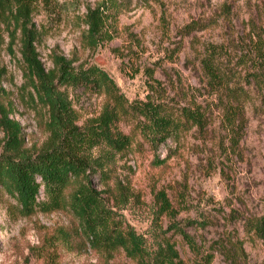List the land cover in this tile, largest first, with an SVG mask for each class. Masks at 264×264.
I'll list each match as a JSON object with an SVG mask.
<instances>
[{"label":"rangeland","instance_id":"obj_1","mask_svg":"<svg viewBox=\"0 0 264 264\" xmlns=\"http://www.w3.org/2000/svg\"><path fill=\"white\" fill-rule=\"evenodd\" d=\"M103 3L112 38L92 46L84 21ZM31 24L46 73L59 57L76 69L97 66L129 102L151 99L203 118L156 148L134 134L130 117L117 123L116 130L134 136L132 150L106 162V181L93 177L117 221L144 236L150 250L169 240L176 264H264V241L251 228L264 213V94L249 74L264 62V0H41ZM23 48L21 29L4 26L0 104L14 126L0 123V156H37L56 145ZM211 52L231 74L230 88L245 97L229 99L210 84L202 65ZM58 90L79 126L109 101L83 87ZM15 133L20 140L10 142ZM159 192L174 219L160 212ZM0 264L139 263L122 250L106 255L91 248L70 210L24 215L0 187Z\"/></svg>","mask_w":264,"mask_h":264},{"label":"trees","instance_id":"obj_2","mask_svg":"<svg viewBox=\"0 0 264 264\" xmlns=\"http://www.w3.org/2000/svg\"><path fill=\"white\" fill-rule=\"evenodd\" d=\"M40 1L0 0V39L4 26H14V32L21 29L26 74L33 81L40 102L48 107L56 145L37 156L16 158L8 154L1 155L0 187L16 200L24 215L36 211L50 213L70 210L77 220V230L91 248L102 254L122 250L139 264H176L179 254L169 240L159 242L155 249L150 250L144 236L125 229L117 221L115 212L107 206L93 177L98 174L101 182L106 181V162L119 153L132 150L134 136L116 130L117 123L124 117L135 121L137 129L134 134L138 132L153 148L179 135L189 126L202 125L203 118L189 109L178 110L151 99L129 102L120 94L108 74L97 66L76 69L66 59L59 57L54 62L55 70L46 73L35 48L37 30L29 28ZM108 10L109 6L103 3L94 10L90 9L86 15L84 23L87 29L84 35L92 46L112 38L107 26ZM202 66L210 84L226 89L229 99L236 101L246 96L245 91L230 88L233 79L220 64L218 55L212 52L208 54ZM258 67L260 69L249 74L261 86L264 94V62ZM56 85L64 88L83 87L99 94L104 92L109 101L96 118L79 126L73 120L67 97ZM0 123L14 126L1 104ZM19 140V135L15 133L10 142ZM94 149H99L102 156L93 157L91 151ZM42 193L44 199L40 200ZM156 197L160 212L174 219L176 214L172 215L173 208L168 197L163 192H159ZM172 227L188 240V236L178 226L171 224ZM251 228L264 241V213L251 222ZM188 242L193 244L190 240Z\"/></svg>","mask_w":264,"mask_h":264}]
</instances>
